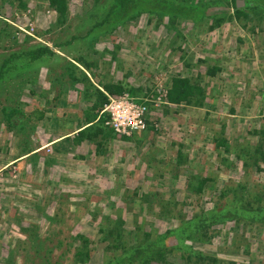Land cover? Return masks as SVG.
<instances>
[{"label": "rangeland", "instance_id": "obj_1", "mask_svg": "<svg viewBox=\"0 0 264 264\" xmlns=\"http://www.w3.org/2000/svg\"><path fill=\"white\" fill-rule=\"evenodd\" d=\"M23 1L26 9L20 0H0V18L17 25L12 24L21 31L19 42L25 43L26 37H33L30 44L47 42L65 59L77 53L92 65L88 69L92 86L87 92L89 84L75 85L61 62L44 66L38 76L40 86L29 83L20 96L16 77L1 83L6 86L0 88V264H6L10 249L18 251L16 264L29 263L30 249L22 250L33 244L23 233L26 228L36 226L41 237L64 244L53 247L52 261L73 264L80 242L70 251L66 248L72 237L82 234L91 240L89 259L82 264H103L107 251L101 227L123 224L130 243L136 241L137 230L165 231L177 222L172 213L165 214L169 210L162 208L164 202L181 204L184 213H192L200 206L212 208L225 191L231 199L233 188L242 185L250 200L264 205V159L248 155V150L253 152L264 141V14L260 4L238 1L241 7L248 6L251 19L231 21L225 16L235 15L231 0H186L194 5L205 3L207 8L204 12L187 8L185 13L205 16L194 21L184 14L172 22L170 15L160 18L145 11L94 29L96 16L88 14L97 6L96 0H68L64 24L50 9L49 0ZM213 16L226 19L213 28ZM74 35L79 38L72 45H55ZM208 65H216L219 72L210 76ZM75 73L80 75V71ZM175 77L190 78L205 89L203 107L168 102ZM102 83L132 87L138 90L134 98L150 99L145 132L131 140L100 134L85 140V148L62 146L61 155L68 156L60 160L61 169L46 167L44 156L21 171L17 164L5 167L12 160L11 153L45 141L53 111L60 126L55 135L83 128L96 114L94 90ZM62 96L66 102H61ZM16 102L24 113L9 129L3 109ZM40 113L45 116L39 118ZM195 175L212 182L200 188ZM263 224L230 213L224 222L215 224L212 240L198 242L196 249L230 263L264 264Z\"/></svg>", "mask_w": 264, "mask_h": 264}, {"label": "trees", "instance_id": "obj_2", "mask_svg": "<svg viewBox=\"0 0 264 264\" xmlns=\"http://www.w3.org/2000/svg\"><path fill=\"white\" fill-rule=\"evenodd\" d=\"M238 1L240 0L229 1V4L234 8L233 12L235 15L227 13L225 16H228V19L231 21L236 19L241 20L242 17L251 19L250 12L247 9L248 6L241 7L240 4H238ZM68 2V0H49L50 9L59 14L58 21L63 24L65 19L62 21V18L68 13ZM252 2L254 3L253 5L260 4L259 9L261 10V13L264 14V0H253L249 3L252 5ZM193 3H188L186 0H111L108 3H105L104 0H96L97 6H95L88 15L92 18L96 16L94 29L112 24V22L119 20L120 18L129 19L130 16L136 17L138 14L141 15L145 11L154 13L160 18L161 16L163 17V15H170L172 16L170 19L172 22L178 16L184 14V16L193 18L194 21H197L199 18H203L205 14L197 16V14L193 15L185 13V10L191 8L193 10L204 12L206 11L207 5L205 3H202L203 5H194ZM20 4L24 9L27 8V3L23 0H20ZM2 11L5 13V10ZM225 19V17L218 19V16H213V22L215 21V24L211 27L214 28L215 26H220ZM0 22L2 23L0 25V39H3L5 41H3V43H6L3 47L0 45V88L6 86V84H1L2 82L5 81L7 83L13 77H16L19 80L17 87L19 93H17V95L20 96L24 91V88L27 87V84L31 83L32 85L40 86L37 81L39 72L44 66L53 62H61L67 72V77L72 80L75 85L79 83L89 84L90 86L86 89L87 92L89 91L92 86V84H90V79L86 75H76L75 72L79 71V67L76 66L75 63L55 53L45 44L40 42L37 44H30L31 40H34L33 37H26L24 41L25 43H20L18 36L21 31L17 30L11 23H8L3 18H0ZM91 33L92 32L90 31L87 35H90ZM78 38L77 35H74L70 40L56 43L55 45L61 48L65 45H72L73 41ZM86 39L90 40V36H87ZM93 42L94 44L97 43L96 40ZM72 58L75 62L86 67V69H92L91 63L85 62L83 58L75 56ZM207 72L213 77L219 72V68L216 65H208ZM93 74L96 75L94 72ZM30 76H33L34 78L28 80ZM102 84V87L109 92L110 95L119 96L124 93H129L132 97H137L138 95V90L132 87H127L121 84ZM94 91L95 94H97L95 97L96 100H93V109L96 111V114L93 119L91 117L88 119V125H91L79 131L76 139H80L81 141H92L94 140V137H97L100 134H106L107 136L109 135L114 138L118 136L125 140H131L132 137L137 136H119L110 129V127L106 126L105 122L107 116L104 115L100 119L98 118L100 112L108 102V97L99 89H95ZM152 95L153 94L150 96ZM206 98L205 89L199 83H193L190 78L186 77L173 78L167 92L168 102L175 105L185 103L190 106L203 107ZM135 99L138 103L147 104L149 108L152 106V102H148L150 99L147 97L142 99L138 97ZM15 104L16 105L13 107H8V110L6 108L3 109L6 115L5 122L9 129L14 127L15 124L13 122L18 118V115L24 113L22 107L19 106L21 104L17 102ZM43 115V113H40L39 118H42ZM95 121L97 122L95 123ZM92 129H95L96 131L92 132ZM89 130L92 131L89 132ZM262 134L264 136V130L262 131ZM263 144L264 141L259 144L257 148H254L253 152L248 150V155L251 157L259 155L260 158L263 157L264 159V151L261 149ZM194 177L195 180L201 184L200 188L203 187V184L211 181V178L209 177H198L197 175ZM232 191L233 192L230 193L233 196L231 199L230 196L227 195L228 192L225 191L223 194L219 195L212 208L206 209L205 207L200 206L198 210L193 211L192 213H184V206L181 204L172 206L169 202H164L161 204L162 208L164 209L168 207L169 210L165 211V214L172 213L171 217L176 220L177 224L171 228H167L165 231L156 229L155 231L146 230L141 232L140 230H137V233L135 234L137 239L135 242L132 241L130 243L128 241V236H130V234L126 235L124 228L121 227L123 224H120L119 222H114V225H109L112 229L101 227L100 232L102 234L106 233L103 235L101 241L106 244L107 251V257L103 264H153L154 262L157 264H220L222 262L224 264H237L236 262L230 263L223 261L217 254H204L203 251L196 249V244L198 242H209L212 240L211 236L215 233V224L224 222L230 213L235 214L236 217L243 215L244 220L252 223H258L261 225L264 223V205L260 206L261 201L250 200L249 196H247L248 190H246L245 186L240 185L239 187H234ZM169 207H172V210H170ZM174 212L175 215H173ZM108 222L112 221L109 220ZM113 230L115 233H113ZM23 233L28 239L27 242H33L31 248L26 247L22 249L25 251L30 249L31 255L27 262L30 264L31 261H35L36 264H62L61 261H52V258L54 257L53 247L62 246L64 244L58 243V245H56V243L50 238L41 237L36 226L24 229ZM112 235L116 237L111 241L109 240V237ZM78 242L80 243L76 248L73 264L85 263L87 259H89L91 252L88 248L91 240H88L82 234L72 237V240L68 243V248L66 249L70 251V248ZM68 251H66V253H68ZM17 253L18 251L16 249H10L9 256L6 258V264H16ZM58 260H61V258L59 257Z\"/></svg>", "mask_w": 264, "mask_h": 264}, {"label": "crops", "instance_id": "obj_3", "mask_svg": "<svg viewBox=\"0 0 264 264\" xmlns=\"http://www.w3.org/2000/svg\"><path fill=\"white\" fill-rule=\"evenodd\" d=\"M12 24L15 25L14 23H12ZM15 26H17V25H15ZM27 33L31 35V32H27ZM50 43L53 44L52 42H50ZM42 44H45L52 51H54L55 53L61 55L62 57L65 56V55H63V54L58 53L57 51H55L54 50V47L50 46L49 43L44 42ZM75 55H77V57L81 58L77 53H75ZM72 57H74V55H72V56H70L69 58H66V59H68L69 61L75 63L76 66L79 67V71H80L79 74L80 75H78V76L86 75V76L89 77L88 69H86V67H84L82 64H80L78 62H75V60H73ZM96 87H97L96 88L97 90L99 88V90H101L108 97V94L109 93L102 86H97L96 85ZM70 90L72 91V93L75 92L74 91L75 89L74 90L73 89H70ZM55 97H57V96H55ZM64 98H66V97L65 96H62L61 97V102L65 101ZM54 113H55L54 111H53V113H51L52 116H53V118H51L50 125L45 129L46 132H47L46 135H45V141H43L42 143H40V145H38L36 147H34V146L31 147L30 150L29 149L26 150V151L22 150L23 153L22 152H20V153H11V155L9 157H11L12 160L9 161V163H7L5 165V167L6 166H9V165H15V164H17L19 166V168H20L19 170L21 171V169L24 168L25 165L32 164L31 163L32 161H34L33 163H37L38 160L40 161V159L44 156L45 157V161H46V167L49 166V167H52V168L53 167H56L57 169H61V167H64L63 166L64 164H63V162H60V160H63L62 158L65 159L66 156H68V155H61L62 154L61 153L62 146H64V147L65 146H68L69 148L75 147L77 149L82 148V147L85 148L87 146V144H88L87 142L81 141L80 139H76V137L78 136L79 131H81L84 128H86V127L89 126L88 125V121L86 120V122L84 123V127L83 128H81V129H79L77 131L74 130L73 133H69V134H65V135H62V134L55 135V132H57V134L60 132L59 131L60 130V126H59V122L54 117ZM44 116H45V114H44ZM56 117H57V115H56ZM96 122L97 121H95V123ZM75 124L77 125V122ZM49 127H50V129L48 130ZM36 131H38V130H36ZM52 147H53V149H51ZM8 153H9V151H6L5 152L6 155H9ZM28 162H30V163H28ZM5 167H3V169Z\"/></svg>", "mask_w": 264, "mask_h": 264}, {"label": "built area", "instance_id": "obj_4", "mask_svg": "<svg viewBox=\"0 0 264 264\" xmlns=\"http://www.w3.org/2000/svg\"><path fill=\"white\" fill-rule=\"evenodd\" d=\"M147 112L148 105L136 102L129 93L119 96L108 94V102L98 118L107 116L105 122L107 127L120 136L131 137L146 131Z\"/></svg>", "mask_w": 264, "mask_h": 264}, {"label": "water", "instance_id": "obj_5", "mask_svg": "<svg viewBox=\"0 0 264 264\" xmlns=\"http://www.w3.org/2000/svg\"><path fill=\"white\" fill-rule=\"evenodd\" d=\"M238 4H239V2H238Z\"/></svg>", "mask_w": 264, "mask_h": 264}]
</instances>
